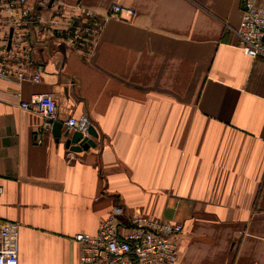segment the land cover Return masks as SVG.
Instances as JSON below:
<instances>
[{"label": "crops", "instance_id": "1", "mask_svg": "<svg viewBox=\"0 0 264 264\" xmlns=\"http://www.w3.org/2000/svg\"><path fill=\"white\" fill-rule=\"evenodd\" d=\"M63 1L103 20L89 48L0 13L8 66L26 78H0V222L19 225L18 264H79L72 237L114 206L124 224H182L176 264H264V57L238 47L243 0ZM38 2L23 11L54 14ZM112 5L131 17L105 20ZM39 94L53 95L62 132L86 116L94 147L70 151L52 124L37 144L45 120L18 105Z\"/></svg>", "mask_w": 264, "mask_h": 264}, {"label": "built area", "instance_id": "2", "mask_svg": "<svg viewBox=\"0 0 264 264\" xmlns=\"http://www.w3.org/2000/svg\"><path fill=\"white\" fill-rule=\"evenodd\" d=\"M26 1L0 0V13L8 15L9 27L21 28L28 16L30 24L39 27L45 41L55 37L73 49L89 48L87 45L91 46L102 31L103 20L97 19L89 9L81 5L69 6L63 0H39V8L47 12L53 10L54 14L32 18L22 9ZM121 12L127 17H121ZM131 15V10L112 5L104 18L127 21ZM235 35L244 55L253 59L264 57V5H256L251 0L242 1L241 19ZM15 57L18 58L16 53ZM13 58L14 55L9 54L5 45L0 46V78L19 84L26 78L21 69L8 66V61ZM36 71L30 78L33 83L39 82L42 69ZM18 106L45 120L41 131L35 135L36 143H41L39 133L49 131L57 117V103L53 95H33ZM89 126L90 122L84 115L69 117L64 122L66 130L78 132L83 137L88 135ZM121 216L123 208L114 206L99 223L95 234L77 233L72 237L79 245V264L177 263V238L183 232L182 224L144 216H133L124 224ZM18 232L19 225L16 222H0V264H18Z\"/></svg>", "mask_w": 264, "mask_h": 264}, {"label": "water", "instance_id": "3", "mask_svg": "<svg viewBox=\"0 0 264 264\" xmlns=\"http://www.w3.org/2000/svg\"><path fill=\"white\" fill-rule=\"evenodd\" d=\"M50 2H49V5H50ZM11 37H12V31L9 32L7 49H9L10 47ZM51 124H52L51 133L53 137L55 138V141L57 142L61 137H63L65 139V148L69 149L70 151L79 152L81 150H87L90 147H94V143L91 139L87 137H83L82 134L78 132H74L68 138L69 131L66 130L62 132V124L60 122H52ZM87 133H88V136L90 137L97 136L92 126H89Z\"/></svg>", "mask_w": 264, "mask_h": 264}]
</instances>
